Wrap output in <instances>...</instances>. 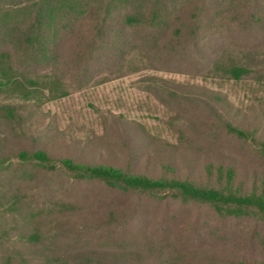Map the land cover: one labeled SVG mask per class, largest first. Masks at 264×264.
<instances>
[{"label":"rangeland","instance_id":"obj_1","mask_svg":"<svg viewBox=\"0 0 264 264\" xmlns=\"http://www.w3.org/2000/svg\"><path fill=\"white\" fill-rule=\"evenodd\" d=\"M247 2L240 0L245 10L254 7ZM241 33L234 32L235 41L220 51L228 45L250 67L241 80L215 70L216 45L205 58L190 52L180 59L178 51L140 40L122 63L96 67L97 62L73 59L67 48L68 58L33 75L53 94L65 96L52 99L48 89L29 99L0 92V104L16 109L0 150L36 143L81 163H136L157 173L183 133V140L196 142L215 159L260 168L254 153L234 135L211 127L210 113L189 99L208 100L216 92L239 121L264 132V29ZM198 119L206 127L198 126ZM19 172L15 164L0 170V234L19 239L7 246L27 264H264L262 220L222 218L208 206L121 193L99 182L76 181L63 169L32 167L22 179Z\"/></svg>","mask_w":264,"mask_h":264},{"label":"trees","instance_id":"obj_2","mask_svg":"<svg viewBox=\"0 0 264 264\" xmlns=\"http://www.w3.org/2000/svg\"><path fill=\"white\" fill-rule=\"evenodd\" d=\"M247 1L254 7L245 10L240 0H24L17 4L0 0V92L12 90L24 99L46 89L53 94L54 89L46 88L33 75L61 56L67 57V48L70 57L85 60L87 65H118L140 40L178 51L180 59L190 52L205 58L216 45L215 70L225 78L241 80L251 73L250 67L241 63L238 54L228 51V45L220 51L224 44L235 41L234 32L264 29V0ZM65 94H53L52 99ZM211 95L208 100L189 99L196 108L210 113L206 122L211 127L237 137L262 167L227 157L215 159L196 142L188 144L181 133L180 141L172 144L175 151H183L181 157L168 150L164 169L157 173L134 166L136 163L128 167L114 162L81 163L58 157L49 147L36 143L35 147L15 150L4 146L0 150V170L18 165V178L22 179L32 167L54 172L63 169L76 181L99 182L121 193L208 206L222 218L264 221V132L239 121L220 94ZM173 96L186 100L176 92ZM15 116L16 109L10 103L0 104V124L8 123L0 128V143L7 141ZM204 121L198 119V126L206 127ZM200 127L196 129L202 132ZM138 158L142 163L145 155ZM18 240L0 234V264H27V259L18 258L14 248L7 246Z\"/></svg>","mask_w":264,"mask_h":264}]
</instances>
